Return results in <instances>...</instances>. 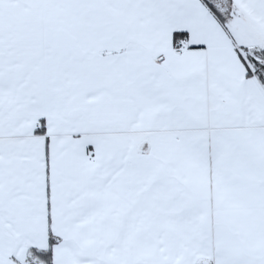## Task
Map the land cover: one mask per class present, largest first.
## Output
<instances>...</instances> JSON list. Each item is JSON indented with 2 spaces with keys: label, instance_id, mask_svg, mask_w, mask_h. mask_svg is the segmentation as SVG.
Returning a JSON list of instances; mask_svg holds the SVG:
<instances>
[{
  "label": "snow or ice",
  "instance_id": "obj_1",
  "mask_svg": "<svg viewBox=\"0 0 264 264\" xmlns=\"http://www.w3.org/2000/svg\"><path fill=\"white\" fill-rule=\"evenodd\" d=\"M0 264H264V0H0Z\"/></svg>",
  "mask_w": 264,
  "mask_h": 264
}]
</instances>
